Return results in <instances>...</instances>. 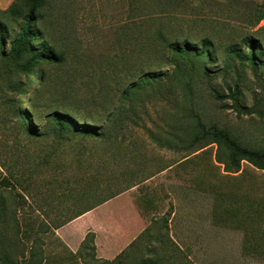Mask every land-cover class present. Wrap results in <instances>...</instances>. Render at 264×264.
Masks as SVG:
<instances>
[{
  "label": "rangeland",
  "instance_id": "obj_1",
  "mask_svg": "<svg viewBox=\"0 0 264 264\" xmlns=\"http://www.w3.org/2000/svg\"><path fill=\"white\" fill-rule=\"evenodd\" d=\"M171 3L172 9L142 10L148 30L162 25L170 33L182 31L193 42L208 35L215 46L208 76H193L191 95L175 80L168 85L172 90L164 86L156 96L139 92L128 100L123 86L129 75L116 74L117 96L122 99L114 111L121 119L115 128L102 116L106 88L101 70L107 71L109 62L118 69L124 61L135 65L145 59L121 40L120 31L135 20L128 0H45L43 19L33 27L43 37L33 45L47 41L63 59L37 63L29 81L19 73L15 91L6 88L7 72L30 55L0 59V264H264L242 253L241 231L215 223L213 198L200 183L216 176L225 190L242 189L250 180L264 186V171L241 161L242 177L230 180L226 177L240 171L217 170L215 144L199 149L202 142L188 147L178 140L193 126L190 117L197 115L206 128H225L241 145L264 150V52L256 69L241 61L243 56L228 54V46L234 44L246 55L249 38L264 48V0ZM7 7L0 5V19L8 24L2 16ZM160 11L164 13H154ZM17 31V26L9 28L5 53ZM161 69L171 71L170 66ZM36 70L43 71L41 84ZM235 83L244 109L211 96L210 88L227 95ZM73 96L79 98L82 114L96 117L97 112L96 125L104 132L111 128L113 135L59 134L44 105L72 102ZM185 156L189 162L182 167ZM92 174L100 182L93 191L97 197L114 194L108 204L51 228L88 206L89 201L79 196ZM101 235H127L111 261L98 256Z\"/></svg>",
  "mask_w": 264,
  "mask_h": 264
},
{
  "label": "trees",
  "instance_id": "obj_2",
  "mask_svg": "<svg viewBox=\"0 0 264 264\" xmlns=\"http://www.w3.org/2000/svg\"><path fill=\"white\" fill-rule=\"evenodd\" d=\"M144 2V0H128L129 7L133 11L132 17L135 20L132 19L131 27L125 25L120 32L121 40L131 43L132 52L134 54L138 52L145 59L137 64L134 63L135 65L124 61L122 65L118 66V69L115 65H111L109 60L107 61L109 62L107 65L108 70L106 71V68L101 70L103 85L106 88L104 95L101 97L104 99L103 108L101 109L103 112L102 116L105 114L106 121L113 128L116 127L115 125H120L119 122L121 120L120 117L114 115L118 102L122 99L117 96L120 89L118 90L115 86L119 80V78L116 79V74L121 72L124 75H129L123 86V96L129 98L128 100H130L131 96L137 98L136 95L139 92H150L151 96H156L160 94L158 93L159 88L163 90L164 86L169 88L168 90H172V87H168V85L175 80L182 82L186 91L191 95L192 89L190 85L193 83V76L199 78V72L204 76H208L207 66L209 62L214 60L213 57L215 56V46L208 35H204L197 42H193L187 36H183L182 31L177 30L176 33H170L162 25L153 31H149L150 24L146 20L147 17L142 14V10L149 6L152 9L155 8L161 11L172 9L174 8V3H171V0H154V4L149 2L148 6ZM146 3H148V0ZM44 5L45 0H13L7 9L2 10V16L4 15L9 23L7 24L0 19V59L3 62L4 60H17L27 53L30 55L26 63L20 62L10 66V70L7 72L9 80L6 82V88L9 91L17 89L19 81L16 77L19 73H24L26 80L29 81V73L35 70L37 63H56L57 60L61 61L63 59L61 53L52 52L51 46L47 41H44L45 43L38 47L33 45L36 38L40 39L43 37L41 30L38 28L33 29V27L43 19L40 10ZM161 11L154 13H164ZM153 17H157V15ZM263 17L264 14L260 16V18ZM11 26H17L18 31L9 45L8 52L5 53L3 42L8 37ZM245 46L248 51L246 55H242L243 53L234 44H230L228 46L229 56L233 54L239 57L243 56L241 61H247L254 69L258 68L260 65L259 58H262L264 48L253 38H249ZM164 66H170L171 71H162L161 68ZM99 70L100 65L97 71ZM35 72V77L41 84L43 71L36 70ZM238 85L235 83L232 88H229L227 95L213 88L209 90L214 100L222 102L225 99H229L232 100L236 109H244L239 103ZM25 94L21 93V95ZM75 98L73 96L74 101L72 102L67 100V102L58 103V105L54 103L44 105L47 109V116L54 123L57 132L59 134H73L82 138L89 136L106 138L111 135V128L104 132L102 129L104 127L96 125L99 120L98 116H100L97 112L95 114L96 117H92V114H82L80 112L82 108L81 102L78 101L79 98L77 96ZM190 102L191 100H189ZM133 105L136 108V103ZM190 108H188V111L192 112ZM192 114L195 115L194 113ZM190 119L193 121V126L189 127L186 132L184 131V138L180 136L178 140H182L180 143L187 144L188 147L191 144L202 142L199 149L211 143L215 144L213 163L217 170L221 167L222 172L227 174L240 171L237 175H231L226 178L232 180L242 177L241 161H247L257 169L264 171V150H255L241 145L225 128H219L217 125H210L206 128L197 115L190 117ZM128 121L131 122V120ZM204 152L205 150L201 153ZM191 153H194V151ZM186 157L180 163L182 167H186L189 162V158ZM94 175L96 174L86 178V188L82 190L79 196V198L89 201L88 206L67 214L62 221L55 223L54 226L51 225V228L57 229L69 223L114 196L113 193L100 197L94 194L93 191L96 188H100V182L97 176ZM210 175L208 174V178ZM220 175L222 177L227 176L226 174ZM261 175L264 177V172ZM211 177L213 178V176ZM213 179V181H208L205 177V179L200 180V183L203 186L202 190L211 194L213 198L214 207L212 213L215 223L225 222L233 229L241 231L243 235L242 253L251 258L264 260V186L257 184L254 180H250L242 189L232 188L225 190L220 185L219 178L215 176ZM226 198L227 201L224 202ZM77 200L72 199L73 202ZM219 209L223 211V214L219 212ZM24 234L29 235L30 232L26 231Z\"/></svg>",
  "mask_w": 264,
  "mask_h": 264
},
{
  "label": "crops",
  "instance_id": "obj_3",
  "mask_svg": "<svg viewBox=\"0 0 264 264\" xmlns=\"http://www.w3.org/2000/svg\"><path fill=\"white\" fill-rule=\"evenodd\" d=\"M12 1L13 0H0V5L3 7L9 6ZM106 204H108V202L103 203L101 207ZM92 210L84 213L83 215L77 218L85 216L86 214H90ZM126 238L127 235H101L100 241L102 242V246H100L98 249V256L100 258H103L104 260H108V261L113 260L115 258L116 253H118L121 245L124 243Z\"/></svg>",
  "mask_w": 264,
  "mask_h": 264
}]
</instances>
